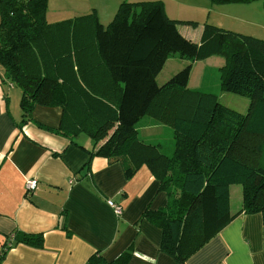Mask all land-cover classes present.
I'll list each match as a JSON object with an SVG mask.
<instances>
[{
	"label": "trees",
	"instance_id": "1",
	"mask_svg": "<svg viewBox=\"0 0 264 264\" xmlns=\"http://www.w3.org/2000/svg\"><path fill=\"white\" fill-rule=\"evenodd\" d=\"M46 5L0 0V65L21 91L20 124L32 120L34 105L59 106L60 122L50 131L85 135L90 157L120 161L127 177L145 165L167 201L141 218L161 229L158 249L177 264L232 218L230 185L242 187L239 212L261 213L264 221V39L203 24L192 41L162 0L123 1L105 26L94 11L48 22ZM172 54L189 62L222 56L218 88L246 97L247 111L222 105L203 87L189 89L190 64L158 84ZM145 115L170 125L171 153L138 138L136 124ZM19 243L40 247L42 237L16 232L0 246V261ZM129 255L125 250L108 261L96 251L84 264H126Z\"/></svg>",
	"mask_w": 264,
	"mask_h": 264
},
{
	"label": "crops",
	"instance_id": "2",
	"mask_svg": "<svg viewBox=\"0 0 264 264\" xmlns=\"http://www.w3.org/2000/svg\"><path fill=\"white\" fill-rule=\"evenodd\" d=\"M199 36L188 38L198 41ZM13 86L0 65V246L16 232L40 234L42 245H13L0 264H84L96 251L109 261L125 250H130L126 264H177L158 249L161 229L141 218L146 208L155 210L167 201L150 170L142 165L127 177L120 161L90 157L92 143L85 135L69 139L50 131L60 122L59 106L34 105L32 120L20 124V96ZM159 147L164 154L172 150L171 142L166 150ZM28 179L36 181L30 194ZM233 187L228 186L232 218L184 264H264L263 217L239 212L242 187L232 208V196L239 199Z\"/></svg>",
	"mask_w": 264,
	"mask_h": 264
},
{
	"label": "rangeland",
	"instance_id": "3",
	"mask_svg": "<svg viewBox=\"0 0 264 264\" xmlns=\"http://www.w3.org/2000/svg\"><path fill=\"white\" fill-rule=\"evenodd\" d=\"M123 1L139 3L148 0H47L45 17L46 21L55 22L56 20L59 21L94 11L98 21L105 26L111 21L118 5ZM164 1L166 2L170 18L180 21L177 23V28L182 29L181 34H185V37L188 35L193 38L195 33L201 34L203 24H210L264 39V8L261 0L252 1L244 9H232L236 4H241L239 6L243 5L238 2L212 4L209 0ZM169 3L173 7L172 10ZM260 12L262 15H260ZM222 63L223 58L220 55H212L202 60L189 62L180 58L177 54H172L165 60L156 77V81L160 84L179 71V69L190 64L191 68L187 83L189 89H198L203 85L205 90H210L217 95L219 103L240 113H245L249 104V100L246 97L221 91L218 88L217 69ZM14 89L15 92H19L20 96L21 91L19 88L13 86ZM136 129L140 140L145 143L162 144V151L166 150L170 142L173 145V133L170 125L158 121L152 115H145L136 124ZM84 137L81 135L79 139L82 140ZM171 151L168 153H171ZM261 164L264 165V153L261 158ZM233 186L239 192V199L232 196V208L237 205L241 196V186L238 184Z\"/></svg>",
	"mask_w": 264,
	"mask_h": 264
},
{
	"label": "built area",
	"instance_id": "4",
	"mask_svg": "<svg viewBox=\"0 0 264 264\" xmlns=\"http://www.w3.org/2000/svg\"><path fill=\"white\" fill-rule=\"evenodd\" d=\"M26 194L32 193L36 189V181L28 179L25 183ZM108 205L113 208L115 214H120V207L115 205L111 200H108Z\"/></svg>",
	"mask_w": 264,
	"mask_h": 264
}]
</instances>
